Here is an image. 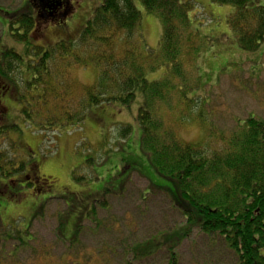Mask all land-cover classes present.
Masks as SVG:
<instances>
[{"label": "rangeland", "instance_id": "rangeland-1", "mask_svg": "<svg viewBox=\"0 0 264 264\" xmlns=\"http://www.w3.org/2000/svg\"><path fill=\"white\" fill-rule=\"evenodd\" d=\"M104 2L82 0L67 21L53 30L32 29L30 46L16 37L19 32L3 26L7 20L0 15V55L14 50L27 60L31 45L48 47L60 40L77 39ZM20 3L0 0V8L14 10ZM135 4L142 15L137 38L143 46L157 51L164 20L146 11L140 0ZM175 4L187 15L185 22L175 19V23L180 24L178 33L187 27L181 34L184 48L180 61L187 82L194 88L187 96L195 99L190 107L182 105L180 95L161 103L155 118L162 122L163 131L184 143L206 142L209 151L221 150L250 118L264 122V42L255 52L240 48L227 24V18L236 13L235 6H219L212 0H178ZM249 7H264V0H252ZM188 31L195 35L188 42L201 50L196 60L193 48L186 44ZM162 76L159 72L148 79ZM73 77L91 85L97 71L78 66ZM6 91L0 112L9 114L6 123L17 124L11 126L21 132L17 128L0 134V236L29 229L32 242L20 246L11 259L5 254L13 251L17 242L2 244L0 264H126L129 248L186 228L171 193L162 190L173 191L174 184L155 172L142 151L143 130L137 121L143 104L141 93L130 107H93L82 124L44 135L26 127L14 104V90ZM129 126L132 133L126 137L124 129ZM88 210L96 212L99 224ZM63 213L68 221L63 234L69 239L77 228L78 244L70 245L60 238ZM176 252L178 264H235V256L223 240L198 230L189 233ZM137 264H170V255L162 249Z\"/></svg>", "mask_w": 264, "mask_h": 264}, {"label": "trees", "instance_id": "trees-1", "mask_svg": "<svg viewBox=\"0 0 264 264\" xmlns=\"http://www.w3.org/2000/svg\"><path fill=\"white\" fill-rule=\"evenodd\" d=\"M140 1L146 11L164 20L157 51L143 46L137 38L142 15L135 0H105L77 39L60 40L48 47L31 45L27 60L14 50L1 53L0 94L14 90V104L26 127L45 135L82 124L93 107H130L141 93L143 104L137 116L143 130L141 148L155 172L174 184L173 191L162 190L171 193L172 204L183 215L186 228L129 248L126 264H137L162 249L169 253L170 264H178L177 248L193 230L223 240L235 256V264H264V122L250 118L239 133L223 143L224 148L212 151L206 142L184 143L163 131L162 122L155 118L159 105L180 95L182 105L190 107L195 99L187 96L194 88L187 82L180 61L184 48L181 34L187 27L178 33L180 24L175 23V19L185 22L187 15L174 0ZM212 1L237 8L227 18L228 27L241 49L258 51L264 42V7L251 9L252 0ZM0 15L7 20L3 26L19 32L16 37L30 46L29 35L35 24L30 3L21 0L17 9L0 8ZM121 33L123 38L116 41ZM187 35L186 44L193 48L196 60L201 50L188 42L195 36L193 32ZM78 66L95 68L96 81L91 85L77 81L73 75ZM159 72H163L160 79H148ZM179 102L177 98L175 106ZM5 124L4 132L18 128L11 126L15 123ZM124 132L128 137L132 127ZM64 213L60 215V238L67 244H78L77 228L69 239L63 234L68 225ZM95 213L89 211L88 215H93L97 225ZM28 230L0 236V247L17 242L13 251L5 254L7 259L14 258L20 246L32 242Z\"/></svg>", "mask_w": 264, "mask_h": 264}, {"label": "flooded vegetation", "instance_id": "flooded-vegetation-1", "mask_svg": "<svg viewBox=\"0 0 264 264\" xmlns=\"http://www.w3.org/2000/svg\"><path fill=\"white\" fill-rule=\"evenodd\" d=\"M33 8L35 16L34 30L39 28L53 30L52 28L60 23L67 21L68 16L80 6L82 0H27ZM0 79V89L3 87V83ZM6 99V95L0 94V103L3 99ZM4 103V102H3ZM4 110L0 112V132L5 128V123L8 122L9 114L3 116ZM1 183V179H0ZM27 183L22 184L26 187ZM6 187H9L8 185ZM26 189V188H25ZM48 192V191H47ZM46 192V193H47ZM43 193V192H41ZM45 193V192H44Z\"/></svg>", "mask_w": 264, "mask_h": 264}]
</instances>
